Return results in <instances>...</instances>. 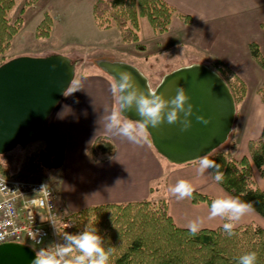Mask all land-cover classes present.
Returning a JSON list of instances; mask_svg holds the SVG:
<instances>
[{
	"label": "crops",
	"instance_id": "crops-1",
	"mask_svg": "<svg viewBox=\"0 0 264 264\" xmlns=\"http://www.w3.org/2000/svg\"><path fill=\"white\" fill-rule=\"evenodd\" d=\"M166 1L181 19L180 29L186 36L185 42L189 41V30L197 25V39L200 44L197 47L201 51H211L214 48V51H247L249 61L255 64L258 71L261 70L251 54L250 43L257 42L264 54V0ZM175 13L170 28L163 34L166 35L172 30ZM216 60L228 64L221 57L217 56ZM199 63L212 67L211 61L207 59ZM185 65L189 64L181 66ZM232 65L236 68L232 70L243 79L236 60H232ZM262 71L263 75L264 69ZM79 82L81 89L71 93V88L66 92L48 119L46 135L43 136L49 146L53 167L56 168L58 163V167L62 168L63 179L57 181V184L66 200L63 201L66 204L59 202L64 210L68 208L71 210L69 212L75 213L99 204L156 200L161 196L159 185L164 178L171 186L178 180L185 179L195 185L196 191H209L206 185L210 182L209 176L212 172L209 169L205 175H197V160L188 163L177 175L173 166H179L180 163L163 157L150 140L136 145L106 131L103 117L114 106V98L110 83L103 74L86 73ZM245 83L247 84L246 81ZM262 83L263 80L259 82L257 89ZM102 89L104 94L100 92ZM250 134L251 129H246L240 140L247 139L249 145L251 140L259 137L258 134ZM98 137L102 140L97 144L98 152L95 153L92 147ZM239 145L240 141L234 152L236 158H240L237 156ZM168 205L175 222L186 227L188 222L185 220L184 224H179L176 217L179 212L176 208L172 209L169 200ZM209 206L206 202L184 205L189 215L202 213V216H208ZM223 223L225 220L216 218L203 222L202 228H215Z\"/></svg>",
	"mask_w": 264,
	"mask_h": 264
},
{
	"label": "rangeland",
	"instance_id": "rangeland-1",
	"mask_svg": "<svg viewBox=\"0 0 264 264\" xmlns=\"http://www.w3.org/2000/svg\"><path fill=\"white\" fill-rule=\"evenodd\" d=\"M14 1V6L8 11V17L12 22H15L22 16L24 26L12 38L6 51L0 54V64L3 60L7 61L19 55L63 54L76 62L75 81H79L83 74L99 73L103 74L108 83L111 84L114 76L108 73L101 63L103 61L127 62L138 67L146 75L152 89H154L166 73L182 64L199 63L207 59L211 61V68L219 73L226 82L234 86L238 95L241 93L242 87L240 86L242 84L238 82L236 77H240L244 83L246 81L248 85L245 83V94L236 102L237 113L233 130L228 140L217 151L224 148L227 149L231 146V143L235 142V148L232 152L234 155L237 144L240 141L237 156L240 158L247 156L250 159L247 139L240 140V138H242L241 135L246 129L248 131L251 129V136L257 134L260 136L261 134L264 124V101L260 93L261 87L257 89V86L261 80L264 82V74L262 75L264 67L254 58L256 65L261 69L258 71L255 68V64L249 61L247 51H214L215 48L211 51H201L198 48L200 47L197 39L198 26L195 25L192 30H189V41L185 42L186 36L180 29L182 28L180 26L181 19L176 13L173 19V28L166 35L163 34L165 32H156L149 19L146 16H141L139 19V40L131 42L123 39L117 27L113 26L103 29L97 25L92 11L96 0ZM29 2L32 4H28ZM23 7H25L24 12L22 10ZM45 12H48L53 19L49 37L39 36L38 34V25L43 20ZM255 38L258 37L255 36ZM217 56L226 60L228 64L226 65L222 61L218 62L216 60ZM232 60H236V64L240 65V72L245 81L236 71L232 70V68L236 70L232 65ZM100 92L104 94L103 89ZM46 124L41 132L24 141L10 152L14 160L8 164L9 170L14 174L48 179L58 192V201L62 203L65 199L57 184V181L63 179L61 176L62 168H60L61 166L58 167V163L55 165L56 168L53 167V160L48 151V143L43 138L46 135ZM252 129L254 132H252ZM232 137L233 140H231ZM149 140L151 141L150 137ZM188 163L173 166L177 170H174L176 171L175 173L178 175ZM252 167L257 185L264 189V173L253 163ZM160 183L159 191L161 190V196L152 201H161L163 199L171 201L172 209L176 208L177 212H179V216L176 215L179 224H184L185 220L189 222L198 217L202 218L203 222H208L207 216H202V213L191 215L187 213L184 205H190L192 203L191 199L175 200L174 196H171L167 190L171 185H168L166 178ZM206 186L209 191L205 193L213 198L225 193L231 195L220 184L214 182L212 178ZM65 211L69 212L71 210L66 208ZM70 214L74 213L70 212ZM244 223H255L264 227V217L254 210V212L242 218L237 225ZM75 224L76 220L74 219V225L68 233L74 234L72 232L75 229ZM63 232L60 233L62 234ZM54 242L63 243L62 237L58 235L57 241L51 238L42 247H47ZM36 248V250H39L38 247Z\"/></svg>",
	"mask_w": 264,
	"mask_h": 264
},
{
	"label": "trees",
	"instance_id": "trees-1",
	"mask_svg": "<svg viewBox=\"0 0 264 264\" xmlns=\"http://www.w3.org/2000/svg\"><path fill=\"white\" fill-rule=\"evenodd\" d=\"M14 2L0 0V54L6 51L12 38L24 26L22 16L15 22L8 17ZM92 11L100 28L115 26L123 39L131 42L139 40L141 16H146L154 30L162 33L170 28L175 13L166 0H96ZM52 26L53 19L45 12L38 25L39 36L49 37ZM250 50L264 67L259 44L251 42ZM236 79L242 84L240 95L234 86L227 84L237 102L245 94L246 85L240 77ZM260 93L264 101V82ZM101 140L98 137L92 147L95 153ZM234 148L235 142L227 149L217 151V148L209 154V158L221 165L220 170L224 172V179L219 184L231 195L251 203L254 210L264 217V189L257 185L252 167L253 163L264 173V124L260 136L249 143L250 159L247 156L234 157ZM11 151L0 154V172L7 175L14 174L8 165L14 160ZM213 199L209 194L195 190L191 201L210 205ZM71 215L76 220L72 233L82 232L86 226H95L104 237L106 246L115 248L111 264H238V258L251 251L257 253V264H264V227L255 223L239 224L234 229L235 234L228 236L220 225L201 228L193 235L187 227L175 222L167 199L99 204Z\"/></svg>",
	"mask_w": 264,
	"mask_h": 264
},
{
	"label": "water",
	"instance_id": "water-1",
	"mask_svg": "<svg viewBox=\"0 0 264 264\" xmlns=\"http://www.w3.org/2000/svg\"><path fill=\"white\" fill-rule=\"evenodd\" d=\"M101 65L113 76L120 70L130 71L145 92L151 87L146 75L132 64L103 61ZM75 74L76 62L63 54L19 55L0 64V154L13 150L43 130ZM178 86L185 87L195 105V113L210 118L211 123L205 126L194 115L193 127L188 132H181L179 125L167 123L149 131L158 153L183 164L210 154L228 140L237 105L223 77L203 63L175 68L164 75L154 90L170 98ZM128 115L138 119L134 111ZM35 252L24 243H1L0 264H31Z\"/></svg>",
	"mask_w": 264,
	"mask_h": 264
},
{
	"label": "clouds",
	"instance_id": "clouds-1",
	"mask_svg": "<svg viewBox=\"0 0 264 264\" xmlns=\"http://www.w3.org/2000/svg\"><path fill=\"white\" fill-rule=\"evenodd\" d=\"M70 88L71 93L80 90V82L72 80L66 92ZM110 91L114 98V106L103 117L106 121V131L136 145H142L149 140L150 128H159L164 123L179 125L181 132H188L193 127L191 117L194 115L196 121L205 126L211 123L210 118L195 113V105L191 103V97L183 86H178L176 94L168 98L163 92L151 87H147L145 92L130 71L120 70L111 80ZM133 111L138 119L128 115ZM197 161V175L203 176L207 170L213 169L209 177L217 184L223 181L225 175L220 170L221 165L210 159L209 154L198 157ZM168 192L178 200L191 199L195 185L189 180L181 179L169 186ZM252 212L254 207L251 203L241 200L239 196L225 193L211 201L207 219L225 220L222 225L223 231L232 236L238 222ZM51 222L55 226L54 222ZM69 226L67 224L65 228ZM186 227L195 235L203 227V219L198 217L190 220ZM39 234V230L32 231L30 237L39 243L37 240ZM57 234L62 237L63 243L54 242L47 247L39 248L31 264H111L115 248L106 246L104 237L95 226H86L77 234L65 231L61 234L58 230ZM257 259L255 251L246 252L238 258V264H257Z\"/></svg>",
	"mask_w": 264,
	"mask_h": 264
},
{
	"label": "built area",
	"instance_id": "built-area-1",
	"mask_svg": "<svg viewBox=\"0 0 264 264\" xmlns=\"http://www.w3.org/2000/svg\"><path fill=\"white\" fill-rule=\"evenodd\" d=\"M58 199V192L48 179L0 172V244L19 242L37 249L51 238L57 241V230L69 232L74 218ZM67 224L70 226L65 228ZM37 230L39 243L30 237Z\"/></svg>",
	"mask_w": 264,
	"mask_h": 264
}]
</instances>
